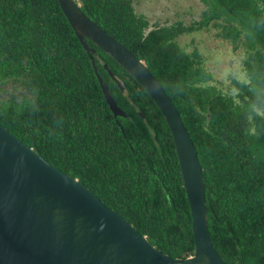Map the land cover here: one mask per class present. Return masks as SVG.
<instances>
[{
  "label": "trees",
  "instance_id": "obj_1",
  "mask_svg": "<svg viewBox=\"0 0 264 264\" xmlns=\"http://www.w3.org/2000/svg\"><path fill=\"white\" fill-rule=\"evenodd\" d=\"M75 1L147 65L179 110L202 165L219 254L228 264H264V0H202L200 21L153 27L133 0ZM211 25L245 53L236 93L212 84L200 51L180 42ZM86 41L127 117L115 119L58 0H0V123L158 249L193 255L192 211L170 126L133 75Z\"/></svg>",
  "mask_w": 264,
  "mask_h": 264
},
{
  "label": "water",
  "instance_id": "obj_2",
  "mask_svg": "<svg viewBox=\"0 0 264 264\" xmlns=\"http://www.w3.org/2000/svg\"><path fill=\"white\" fill-rule=\"evenodd\" d=\"M95 66L108 104L118 105L94 61L93 41L145 88L172 131L193 217L195 253L172 257L78 178L63 172L0 123V264H228L214 246L196 146L163 84L75 0H58ZM111 76L124 90L114 72ZM144 116V114H142Z\"/></svg>",
  "mask_w": 264,
  "mask_h": 264
},
{
  "label": "rangeland",
  "instance_id": "obj_3",
  "mask_svg": "<svg viewBox=\"0 0 264 264\" xmlns=\"http://www.w3.org/2000/svg\"><path fill=\"white\" fill-rule=\"evenodd\" d=\"M138 13L144 14L150 21V27L156 23L174 24L181 21L184 24L201 20L204 8L202 0H133ZM219 28L213 25L199 32L186 33L180 37V42L187 51H200L203 65L214 75L212 84L223 90L236 93L233 82L243 80L244 51L234 50L233 44L217 35ZM123 83V82H122Z\"/></svg>",
  "mask_w": 264,
  "mask_h": 264
},
{
  "label": "clouds",
  "instance_id": "obj_4",
  "mask_svg": "<svg viewBox=\"0 0 264 264\" xmlns=\"http://www.w3.org/2000/svg\"><path fill=\"white\" fill-rule=\"evenodd\" d=\"M116 76V75H115ZM117 78V77H116ZM119 81H121L119 78H117ZM122 82V81H121ZM117 83V82H116ZM123 84V83H122ZM119 86V85H118ZM110 88V87H109ZM111 91V90H110ZM104 93V92H103ZM112 93V92H111ZM115 98V97H114ZM117 101V100H116ZM118 103V102H117ZM118 105H119V103H118ZM120 106V105H119ZM110 107V106H109ZM121 107V106H120ZM122 108V107H121ZM111 109V108H110ZM123 109V108H122ZM124 110V109H123ZM112 111V110H111ZM125 111V110H124ZM126 112V111H125ZM113 113V112H112ZM127 113V112H126ZM113 115H114V113H113ZM128 115H126V116H120V115H118L117 117L114 115V117H115V119H118V117H127Z\"/></svg>",
  "mask_w": 264,
  "mask_h": 264
}]
</instances>
